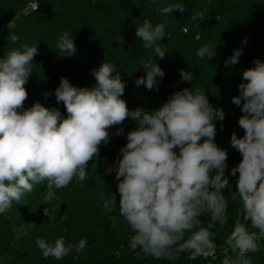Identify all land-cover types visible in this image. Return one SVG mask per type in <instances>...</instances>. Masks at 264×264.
Listing matches in <instances>:
<instances>
[{
	"label": "clouds",
	"instance_id": "clouds-1",
	"mask_svg": "<svg viewBox=\"0 0 264 264\" xmlns=\"http://www.w3.org/2000/svg\"><path fill=\"white\" fill-rule=\"evenodd\" d=\"M38 6L36 2L33 11ZM174 10L183 13L186 8L177 3L159 12L166 15ZM136 35L154 55L142 64L145 75L135 84L158 90V78L165 73L154 57H165L167 50L159 43L166 35L165 24L153 26L145 20L137 27ZM118 39L123 43L121 37ZM21 47L22 51L13 49L0 59V213L7 212L14 201L19 204L36 184L47 182L43 200L49 203L56 195L54 189L67 187L74 178L85 180L89 161L98 156L101 144L109 142L108 129L131 117L138 127L127 133V143L120 149L122 158L114 165L120 194L118 212L135 233L130 237V249L139 247L144 257L170 261L182 253L189 260L214 256L215 233L210 229L228 223V201L235 202L239 197L244 222L237 220L226 239L228 247L238 255L232 259L226 250L222 264H252L246 253L260 252L259 241L264 240V63L255 60L254 68L243 71L246 83L239 85V95L232 98L234 105L242 104L238 124L244 135H231V147L242 160L230 170L232 176L239 173L238 191L226 198L224 190L231 191L225 176L228 155L214 142V120H223L225 114L210 105L203 89L176 91L151 113L141 108L130 111L120 98L126 87L120 73L113 64L102 63L99 69L91 70L96 80L91 88H78L61 78L55 97L65 106L66 117L39 102L25 110L28 93L24 85L32 73L38 47ZM57 48L69 56L77 51L67 32L59 37ZM216 48L206 43L196 55L213 58ZM241 55L242 50H234L225 66L238 64ZM180 77L186 82L193 80L191 71L180 70ZM122 133L123 129H118L116 135ZM106 171L110 173L112 168ZM100 198L105 214L117 208L113 194H100ZM204 214L210 217L206 227L200 219ZM111 219L115 227L116 218ZM249 223L256 231H250ZM35 243L44 258L61 260L73 249L83 252L87 240L66 245L64 237L54 243L37 237Z\"/></svg>",
	"mask_w": 264,
	"mask_h": 264
},
{
	"label": "trees",
	"instance_id": "trees-1",
	"mask_svg": "<svg viewBox=\"0 0 264 264\" xmlns=\"http://www.w3.org/2000/svg\"><path fill=\"white\" fill-rule=\"evenodd\" d=\"M32 1L0 0V59L13 49L22 51L24 44L38 47L32 73L24 85L28 93L25 110L39 102L58 109L66 117L65 106L57 103L55 97L61 78H67L78 88H91L96 84L91 70L111 63L126 85L120 98L130 111L141 108L151 113L176 91L203 89L210 105L225 114L223 120H214V142L228 155L225 172L241 162V154L231 147V135H244L238 124L243 115L242 104L234 105L232 98L239 95V85L246 83L243 71L254 68L255 60L264 63V0H38V9L34 11L30 7ZM177 3L185 5L183 13L174 10L160 14V8ZM145 20L153 26L165 24L166 35L159 43L167 51L163 59L154 57L165 73L158 78V90L135 84L137 78L145 75L142 64L154 55L136 35L137 27ZM65 32L76 46L77 51L71 56L59 53L57 48L59 37ZM209 42L217 45L213 49L216 55L201 59L196 52ZM236 49L242 50L239 63L225 66ZM180 70L191 71L192 82L182 81ZM45 92L50 95L46 97ZM137 127V121L128 117L122 124L109 128V142L101 144L98 156L89 161L86 179L74 178L67 187L54 189L56 195L51 202L43 200L47 191L45 181L34 185L19 204L14 201L7 212L0 213V264H222L227 237L237 220L244 222L239 197L235 202L228 201V223L210 229L215 233L214 256L189 260L182 253L177 260L170 261L144 257L139 247L130 249V237L135 233L118 212L120 194L114 165L122 158L120 149L127 143V133ZM118 129H123L121 135H116ZM109 168L110 173L106 171ZM228 175L231 191L224 190L226 198L238 191L239 173ZM100 194L115 196L117 208L112 213L105 214ZM111 217L116 218L115 227ZM200 219L206 227L210 217L204 214ZM248 227L256 231L250 223ZM187 235L190 233L186 238ZM37 237L50 243L64 237L66 245L86 238L87 245L83 252L73 249L61 260L46 259L35 243ZM259 244L260 252L246 253L252 264H264V240ZM227 254L232 259L238 255L229 247Z\"/></svg>",
	"mask_w": 264,
	"mask_h": 264
},
{
	"label": "built area",
	"instance_id": "built-area-1",
	"mask_svg": "<svg viewBox=\"0 0 264 264\" xmlns=\"http://www.w3.org/2000/svg\"><path fill=\"white\" fill-rule=\"evenodd\" d=\"M36 2H38V0H33V1L30 3V7H31L32 10H33V7H32V6H33ZM38 5H39V3H38ZM37 9H38V8H37ZM37 9H36V10H37ZM226 178L230 181V177H229L228 174L226 175ZM226 250L228 251V247L225 248V251H226Z\"/></svg>",
	"mask_w": 264,
	"mask_h": 264
},
{
	"label": "water",
	"instance_id": "water-1",
	"mask_svg": "<svg viewBox=\"0 0 264 264\" xmlns=\"http://www.w3.org/2000/svg\"><path fill=\"white\" fill-rule=\"evenodd\" d=\"M225 173L230 174V171H226Z\"/></svg>",
	"mask_w": 264,
	"mask_h": 264
}]
</instances>
